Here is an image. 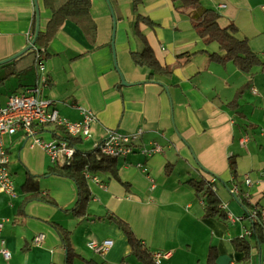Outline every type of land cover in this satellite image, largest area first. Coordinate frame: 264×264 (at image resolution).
<instances>
[{
  "label": "crops",
  "instance_id": "0c3cea01",
  "mask_svg": "<svg viewBox=\"0 0 264 264\" xmlns=\"http://www.w3.org/2000/svg\"><path fill=\"white\" fill-rule=\"evenodd\" d=\"M37 1L44 29L52 11ZM91 3L89 31L66 20L46 48L35 43V53L29 49L0 64V108L10 95L40 84L62 117L82 121L84 111L96 114L91 136L75 137L82 141L76 150L93 149L112 129L139 136L130 153L116 157L118 177L85 171L90 196L84 213L76 214V182L50 172L63 164L54 163L42 145H31L23 131L4 135L16 186L14 196L0 192V248L11 252L9 260L0 254V264H143L113 215L131 226L153 257L169 252L159 264H264V241L245 234L253 232L251 211L264 207V0H202L217 11L221 27L234 25L236 37L247 40L255 57L243 65L211 56L223 51L217 42L204 43L194 28L197 9H177L172 0H142L136 11L132 0ZM137 13L155 22H139V29L172 73L151 76L134 61L131 52L142 48L133 29ZM35 25V0H0V61L28 46ZM31 71L35 78L26 83ZM37 129L44 141L67 133L55 123ZM153 142L161 150L147 155ZM29 177L51 201L25 193ZM190 178L214 182L225 216L204 215ZM235 185L245 206L230 192ZM54 222L70 232V253ZM38 234L44 238L35 242ZM107 238L114 243L105 254L87 245ZM242 239L251 245L248 258Z\"/></svg>",
  "mask_w": 264,
  "mask_h": 264
},
{
  "label": "trees",
  "instance_id": "16d2710c",
  "mask_svg": "<svg viewBox=\"0 0 264 264\" xmlns=\"http://www.w3.org/2000/svg\"><path fill=\"white\" fill-rule=\"evenodd\" d=\"M132 1L133 8L136 11L138 4L142 0ZM172 2L177 9L191 7L198 10L197 15L192 18L194 28L201 36L204 43L210 44L211 42H217L220 49L223 51L221 53L214 52L211 54L215 60L222 62L232 60L238 65H243L255 57V53L250 50L247 40L245 38L240 39L236 37V27L234 25L221 27L218 23L219 14L217 11L211 7H204L202 0H172ZM44 4L52 11V15L46 27L44 29H40L37 36L36 47L40 51L43 47H47L49 42L55 37L66 20H73L86 28L88 31L92 26H94V21L91 16V0H44ZM139 22H145L149 25L155 24V22H153L149 17L142 15L141 13L136 14L133 29L134 34L141 40L142 48L131 52L134 61L141 66L148 67L151 76L156 74L172 73V68L167 64H162L156 56L154 49L149 44L146 36L140 31ZM35 31L36 25L34 26V33ZM93 33L94 32L90 34ZM30 51L35 53L34 49H31ZM28 54L30 55V52H28ZM34 60L35 55L33 56V62ZM62 138L68 140L70 144L75 146H77L76 144L78 142H82L80 138L72 137L67 133H65ZM229 163L231 170L236 177V161L231 158ZM117 165L118 161L116 157L100 154L97 148L94 147L89 150L77 149L71 162L57 166L58 168L52 167L50 172L72 178L76 182L79 197L73 210L76 214H83L90 196L85 171L92 173V175L96 173L110 172L118 177ZM187 182L193 187L195 193L203 199L205 204V216L213 214L225 216L223 210L221 209L220 198L213 186L214 182L206 179L195 180L191 178ZM23 189L25 193L29 194L30 198L40 197L44 200L51 201L50 197L39 192L38 186L30 177L27 178L23 184ZM236 197L241 200L245 206L243 199L240 197V193ZM111 219L114 220L125 232L131 246V250L135 256L141 260L143 264H156L153 253L141 242L139 238H137L131 226L118 216L113 215ZM53 224L56 228H58L61 237L68 244L70 241V232L61 225H58L56 222ZM252 234L255 235L259 241H264V228L260 225H253ZM250 246V243L244 239L239 241V247L245 250V258L249 257ZM67 247L68 252L70 253L72 251L71 246L68 244ZM210 255L212 256V251Z\"/></svg>",
  "mask_w": 264,
  "mask_h": 264
},
{
  "label": "built area",
  "instance_id": "2783aa9c",
  "mask_svg": "<svg viewBox=\"0 0 264 264\" xmlns=\"http://www.w3.org/2000/svg\"><path fill=\"white\" fill-rule=\"evenodd\" d=\"M37 64L38 69L44 72V63L41 58L37 60ZM45 81L46 77H42L41 82L44 83ZM41 87L40 84L32 85L22 93L10 95L6 106L0 108V192H5L10 196L15 195V185L9 168L10 157L3 139L4 135H12L18 131H23L27 138L33 139L31 145H42L54 163L64 164L72 161L76 153L75 146L63 138L49 141L39 139L37 137V126L55 123L63 126L70 136L89 137L91 136V124L96 119L95 113L92 111H84V119L82 121H70L62 117L58 110L52 106L51 100L42 96ZM138 136L139 132L123 135L112 129L94 147L100 149L102 153L113 157L125 156L133 150V141ZM160 150L161 146L157 142H153L152 146L145 152L147 155H151ZM94 179L98 181L96 177ZM245 181L250 184V177H247ZM238 191L239 188L236 185L231 188L232 193H238ZM228 215L231 220L236 219L233 214L228 213ZM250 218L264 226V207L251 211ZM2 227L3 221L0 220V231ZM251 233V229H248L245 234ZM43 238V234H38L34 240L35 242H40ZM2 243H4L3 240ZM113 243V239L107 238L99 242L90 241L87 245L93 251L105 254ZM0 254L5 259L9 260L11 258V252L5 246L0 248ZM168 256L169 252L158 251L154 253L157 264L160 263L161 258Z\"/></svg>",
  "mask_w": 264,
  "mask_h": 264
},
{
  "label": "water",
  "instance_id": "95a60500",
  "mask_svg": "<svg viewBox=\"0 0 264 264\" xmlns=\"http://www.w3.org/2000/svg\"><path fill=\"white\" fill-rule=\"evenodd\" d=\"M108 1H109V0H108ZM35 5H36V14H37V26H36V31H35L34 38H33L32 41L28 44L27 47H25L24 49H22V50L19 51L18 53L12 55L11 57H8V58H6V59L1 60V61H0V64H1V63H5V62H8V61H10V60H12V59L17 58L18 56H20V55H22L23 53H25L27 50L33 48V46L35 45V43H36V39H37V36H38V34H39V31H40V8H39V4H38V1H37V0H35ZM109 5H110V7H111L110 2H109ZM111 9H112V7H111ZM112 11H113V10H112ZM115 26H116V19H115V22H114V28H115ZM111 45H112L113 51L115 52L114 38H113V40H112ZM122 82H123L124 84H128V82H126L125 78H123V77H122Z\"/></svg>",
  "mask_w": 264,
  "mask_h": 264
},
{
  "label": "rangeland",
  "instance_id": "374dc122",
  "mask_svg": "<svg viewBox=\"0 0 264 264\" xmlns=\"http://www.w3.org/2000/svg\"><path fill=\"white\" fill-rule=\"evenodd\" d=\"M132 10H133V9H132ZM132 15H133V13H130V18L132 17ZM131 21H133V19H132ZM133 22H134V21H133ZM30 61H31V58H30ZM34 78H35V72L31 71V73H30V75H29V77H28L26 83H29V82L33 81ZM95 116H96V114H95ZM96 118H97V116H96ZM13 178H14V177H13ZM14 183H15V181H14ZM15 186H16V185H15ZM19 190H20V185H17V191H19Z\"/></svg>",
  "mask_w": 264,
  "mask_h": 264
},
{
  "label": "bare ground",
  "instance_id": "6f19581e",
  "mask_svg": "<svg viewBox=\"0 0 264 264\" xmlns=\"http://www.w3.org/2000/svg\"><path fill=\"white\" fill-rule=\"evenodd\" d=\"M230 192H231V188H230ZM232 193V192H231ZM239 193H240V191H238V193H232L233 195H239ZM224 208V207H223ZM257 209V208H256ZM259 209V208H258ZM261 209V208H260ZM251 214V213H250ZM250 214H249V216H250ZM253 224H258V225H260L262 228H264V226H262L259 222H257V221H254L253 220Z\"/></svg>",
  "mask_w": 264,
  "mask_h": 264
}]
</instances>
